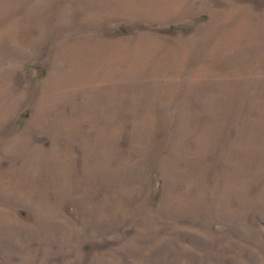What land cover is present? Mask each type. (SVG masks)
<instances>
[{
    "label": "rangeland",
    "instance_id": "obj_1",
    "mask_svg": "<svg viewBox=\"0 0 264 264\" xmlns=\"http://www.w3.org/2000/svg\"><path fill=\"white\" fill-rule=\"evenodd\" d=\"M0 264H264V0H0Z\"/></svg>",
    "mask_w": 264,
    "mask_h": 264
}]
</instances>
